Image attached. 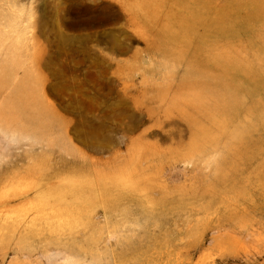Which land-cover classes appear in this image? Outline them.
<instances>
[{
	"label": "rangeland",
	"instance_id": "374dc122",
	"mask_svg": "<svg viewBox=\"0 0 264 264\" xmlns=\"http://www.w3.org/2000/svg\"><path fill=\"white\" fill-rule=\"evenodd\" d=\"M173 1L0 0V72L18 62L0 100L30 72L52 125L11 133V158L23 153L24 161L0 183V199H12L0 206V264H264V217L241 223L225 203L254 171L228 166L230 181L214 180L218 160L232 152L228 136L191 151L199 126L215 129L188 105L189 93H176L197 57L171 34L196 0ZM261 44L250 46L264 55ZM60 156L74 164L55 186L40 187ZM7 159L0 148V162ZM232 213L235 224L216 226Z\"/></svg>",
	"mask_w": 264,
	"mask_h": 264
},
{
	"label": "bare ground",
	"instance_id": "6f19581e",
	"mask_svg": "<svg viewBox=\"0 0 264 264\" xmlns=\"http://www.w3.org/2000/svg\"><path fill=\"white\" fill-rule=\"evenodd\" d=\"M174 1L173 3H179ZM211 2L213 0H196V6L188 8L186 19L180 22V32L171 34L173 41L182 40L185 46L187 43L193 45L189 48H192L197 57L195 64L190 66L186 76L180 81L176 93L178 96L189 93L191 98L188 105L199 116L202 115L203 120L215 129V133H210L199 126L190 144L191 151L202 154L208 145H216L221 136H228L233 141L229 146V150L232 152L227 153L217 162L214 180L223 184L230 181V176L225 173V168L228 166L230 170H236V172L241 165L243 166L242 170L251 169L254 171V175L246 179L242 190L234 191L235 185H232L231 193L233 195L226 197V208L231 207L233 210H238L242 216L240 222L243 219L248 221L256 217L263 218L264 55H259L258 51L253 50V46L250 45L259 47L264 41V0H232L231 5L219 7L211 6ZM243 9L246 10L243 16L233 18L235 12ZM259 37H261L260 40ZM246 38H249L250 42L248 47H244V50H237L232 46L235 40H246ZM256 56L257 60L254 59ZM17 65L18 62L14 57L5 61L0 72V93L9 84L8 79ZM36 82L37 79L30 72H26L24 79L0 100V122L4 124L0 126V148L5 150L9 156V159L3 163L0 162L1 186H3L2 182L11 181V174H16L15 168H20L21 162L24 161L23 153L16 154L15 158H11V133L19 131L30 136L44 134L52 130V125L46 122L40 113L42 102ZM175 103L172 102V105L176 106ZM184 117L190 124H198L197 118L193 114H187ZM27 127H30V130ZM231 127L234 129L231 130ZM38 152L36 153L38 154ZM32 153L34 155V152ZM26 157L29 158L28 155ZM73 162L60 156L50 163L52 166L48 170L45 168L46 172L42 167L44 173L39 176L42 177V181L46 180L47 183L40 184V187L45 184H54L55 182L53 183L52 180L67 170L71 163L74 164ZM38 170L39 174L40 169ZM19 173L21 172L18 171ZM34 173L32 175H35ZM22 177L24 176L22 175ZM59 182L57 185L60 184ZM4 187L7 186L4 185ZM30 190L28 189V191ZM7 198L6 194L5 200L0 199L1 207L11 205L12 199ZM13 198L16 197L13 196ZM3 212L5 211L3 210L1 213ZM237 218L238 214L234 216L233 213L232 216L228 215L226 218L219 216L216 219V226L233 225ZM247 227V223L241 225L243 230H246Z\"/></svg>",
	"mask_w": 264,
	"mask_h": 264
}]
</instances>
